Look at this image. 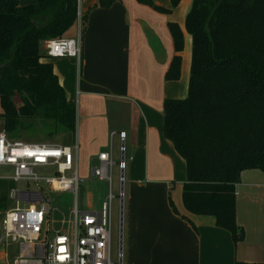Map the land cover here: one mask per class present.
I'll return each instance as SVG.
<instances>
[{"label":"trees","instance_id":"1","mask_svg":"<svg viewBox=\"0 0 264 264\" xmlns=\"http://www.w3.org/2000/svg\"><path fill=\"white\" fill-rule=\"evenodd\" d=\"M22 1L0 0L2 130L10 140L71 145L75 103L43 44L68 37L76 26L77 0ZM117 1L99 0L93 8L108 9ZM136 2L168 15L180 0H170L168 9L152 0ZM88 14L82 13V32ZM184 27L191 39L187 96L164 100L161 133L184 161L185 211L212 217L237 244L244 231L236 221L235 187L245 171L264 173V0H192ZM167 28L175 55L165 80L177 81L183 34L175 22ZM13 188L12 181L0 180V213L10 206ZM170 206L174 210L171 200Z\"/></svg>","mask_w":264,"mask_h":264},{"label":"crops","instance_id":"2","mask_svg":"<svg viewBox=\"0 0 264 264\" xmlns=\"http://www.w3.org/2000/svg\"><path fill=\"white\" fill-rule=\"evenodd\" d=\"M98 1L80 0L82 13L89 14L80 37L79 60L48 61L67 99L75 103L71 145L78 176L90 178L100 153H111L113 161H119L123 147L127 192L118 214L123 264H264V173L245 171L235 187L236 221L244 231L237 244L226 230L215 226L212 217L191 215L182 206L184 161L161 133L164 100L182 99L185 86L181 84L189 79L191 39L176 17L179 8L165 15L136 0L93 8ZM152 1L170 7V0ZM169 22L178 24L184 40L177 81L165 80L175 55ZM114 170L119 195L124 181L119 185L116 166L111 186L95 181L105 183L109 193ZM177 177L180 198L174 197Z\"/></svg>","mask_w":264,"mask_h":264},{"label":"built area","instance_id":"3","mask_svg":"<svg viewBox=\"0 0 264 264\" xmlns=\"http://www.w3.org/2000/svg\"><path fill=\"white\" fill-rule=\"evenodd\" d=\"M82 10L77 0L76 28L73 37L44 42L49 59L73 57L79 60L82 33ZM123 142L125 134L119 133ZM98 166L90 169V178L106 181L111 186L112 168L119 171L122 185L125 170L123 147L120 160L113 161L111 153L97 156ZM42 169L49 176L39 177ZM0 180L12 181L8 199L10 206L0 213V258L5 264H123L121 233L118 230L117 260L111 249V202L107 201L98 212H80L76 202L67 215L50 208V193H69L76 197L81 184L74 160L73 146L66 144L28 143L10 140L0 130ZM51 171V172H50ZM20 182L26 186L19 188ZM41 182L43 186H41ZM34 183L35 189L29 184ZM122 202V191L117 195ZM55 211L62 216L61 226L54 229ZM70 227L73 233L69 235ZM14 247L15 255L10 252Z\"/></svg>","mask_w":264,"mask_h":264},{"label":"rangeland","instance_id":"4","mask_svg":"<svg viewBox=\"0 0 264 264\" xmlns=\"http://www.w3.org/2000/svg\"><path fill=\"white\" fill-rule=\"evenodd\" d=\"M191 6V0H180L178 6L174 8L171 12L173 13L175 10H177L176 17L179 18L183 22L184 26V20L187 12L190 9ZM186 12V13H185ZM185 29V27H184ZM76 27L72 28V31L69 32L68 36H74L75 35ZM185 86V90L182 91L181 96L182 99H184L187 96L188 91V83L184 80V82L181 84ZM2 129V119L0 118V130ZM25 140V139H23ZM60 142V141H55ZM2 171H0L1 173ZM51 172V171H50ZM36 173L39 175V177L43 178L45 176H49V169H47V172L43 171L42 169L36 170ZM81 179V177H80ZM123 202H126V192H127V182L126 178L123 176ZM26 182H20L19 188L22 189L26 186ZM175 191H177V194L171 195L174 197L180 198V186H179V178L177 177L175 179ZM43 186V183L40 184ZM35 184L30 183L29 188L35 189ZM112 194V202H111V249H112V257L113 261L116 262L117 260V245H118V214H119V205L117 200L118 195V181H117V172L114 170L113 175V182L112 187L110 189ZM107 194H108V187L105 183H98L95 180H90V178L87 179H81V184L78 189L76 197L74 195H71L69 193H50L49 194V200H50V208L53 210H57L61 212L64 215H67L71 207L74 206V203L76 202V205L80 212H98L101 209V206L105 201H107ZM236 197V196H235ZM178 200V199H177ZM55 211L53 215L54 220V229L58 230L61 226V219L62 216L59 212ZM3 212V211H2ZM1 212V213H2ZM69 235L72 239L73 233L70 227ZM10 252L15 255L14 247L10 248ZM0 264H5L4 261H0Z\"/></svg>","mask_w":264,"mask_h":264}]
</instances>
